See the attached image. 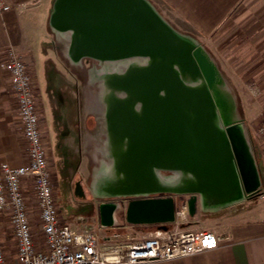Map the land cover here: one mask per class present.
<instances>
[{
    "label": "rangeland",
    "instance_id": "obj_1",
    "mask_svg": "<svg viewBox=\"0 0 264 264\" xmlns=\"http://www.w3.org/2000/svg\"><path fill=\"white\" fill-rule=\"evenodd\" d=\"M147 2L149 3L148 0ZM149 4L150 7L159 14L157 12V7L151 3ZM51 6L50 3L46 9L38 11L34 16V29L31 30L30 34H34L33 37L36 39L35 53L33 56L34 59L28 60L31 61L38 76L39 85L36 96L43 108L41 112L44 119L42 132L43 140L49 153L48 159L52 162L50 164H52V176L55 184V204L61 217L64 219H69L71 221L83 219L91 224L97 225L98 221L96 217L100 214L101 201L112 200L113 202H118L120 200V202L126 203V201L129 202V200L134 197L149 194L147 192L145 193L143 189L133 192L114 191L110 188L112 183L108 184L109 186H106L104 190H100L97 183V177L100 176L98 173L100 172L101 174L105 172L106 166L116 161L108 144V138L110 137L107 125L108 110L106 108L108 101L104 100L107 91L105 89L106 78L103 75L106 72L124 74L129 65V59L127 57L102 59L88 55L73 58L69 53L72 42L74 41L72 33L64 28L55 27L54 29L52 27V34L49 30ZM159 16L176 31L178 35L190 38L195 44L205 50L210 61L209 63L214 64L218 73L217 80L215 82H209L208 84V90L214 101V106L218 108V110H221L220 104H225L229 115V117H227L228 121L241 122L244 120L251 130L254 141L253 148H255L256 145L259 144L260 138L257 135V129L260 125L261 114L264 110V54L257 55L250 53V48L244 50L241 46V38H203L198 36L196 32L190 30V32H187L186 30L180 29L175 23L164 19L165 16L164 18L161 14H159ZM250 40L253 42L257 41L256 38H246L245 41L242 42L243 44L246 42L248 44ZM183 41L185 40L183 39ZM184 43L188 46L190 45L188 53L189 56H194L196 64L200 68L198 73L207 77L203 71L200 56L194 51L192 43H188L187 41ZM53 46L61 53V59L64 65H66L67 70L64 69L59 54ZM136 56H132L130 61L145 69L152 68L155 63L158 62L157 59L153 58L155 60L153 62L154 64L149 63V57ZM54 71H60L69 78L66 81L67 90L64 92H69V94L72 95L70 100L67 101L69 111L72 109L74 110L72 114L67 115L70 118L69 125H63L62 118L59 117V119H57L56 114L61 113L62 106L57 99L54 87H49L48 79V74L50 76L55 75ZM193 77L195 78V76ZM190 80H192V78ZM195 81H190L189 83L195 85L198 80L195 79ZM181 85L182 84L179 82L178 86ZM194 90V88H186V90L184 89L185 92L182 93H184V95L185 93L192 94L196 92ZM185 98L187 100L188 96L185 95ZM183 102H185V100ZM202 105L207 107L206 104L202 103ZM70 106H72L71 110ZM67 108L66 106V108L63 109L65 111L64 113H66ZM191 109L190 105L185 102L183 110V118L185 120L184 128L189 132L195 130V125L197 126L199 123H202V118L195 115ZM87 114L89 115L87 120H85ZM96 116L99 117L98 123L95 119ZM205 116L203 120H207L206 123L211 124L216 134L217 131L214 129L215 125L213 123V113L206 114ZM208 120H210V122ZM91 128L95 129V131L93 130L91 137H86L84 139V146L81 150L78 148V133L80 129L85 132V130L89 131ZM66 129H69L71 135H69L66 144H64L61 149V130L65 131ZM122 140L123 138L120 136L115 139V147L116 151H118V155H121L120 149ZM257 155L260 160L259 168L261 169V180L263 176L264 157L260 156L259 153ZM252 159L253 161L255 160L254 157H252ZM247 163H250L249 160ZM163 172L162 176L173 174L170 170L167 171L164 169ZM79 180L83 184L85 198H80L75 195L77 185L75 182ZM114 185H116V182ZM192 195H200L195 186L187 192L177 193L175 195L177 198L180 199V196H182V199H180L181 202H178L177 209H180L183 205L182 200H187ZM254 203H256L258 207L264 206V203L259 199L255 200ZM117 218L119 219L118 224L126 225L119 226L118 230L136 233L134 228L136 224L127 221L123 209L117 211ZM190 219L189 215L188 220ZM208 219L210 221L213 220L211 218ZM6 247L9 249L8 255H12L14 253V245L10 237L6 238Z\"/></svg>",
    "mask_w": 264,
    "mask_h": 264
},
{
    "label": "crops",
    "instance_id": "obj_2",
    "mask_svg": "<svg viewBox=\"0 0 264 264\" xmlns=\"http://www.w3.org/2000/svg\"><path fill=\"white\" fill-rule=\"evenodd\" d=\"M148 1L157 7V12L163 15V18L165 16L164 19L175 23L180 29L186 30L187 32H196L198 36L208 39L235 37L241 38L244 42L246 38H256V42L250 40L248 44L247 42L243 44L241 41V46L244 50L250 48V53L257 55L264 54V0ZM6 2L11 3L14 7L7 11L0 10V60L5 57L10 49L13 48L17 51L30 64L38 89V76L31 61L28 60L34 59L36 42V39L33 37L34 34L31 35L30 33L34 29L33 19L36 13L46 9L51 3L49 30L52 34L51 28L53 27L55 29V26L52 24L51 16L56 0H39L37 3L31 2V0H6ZM54 49L57 51L56 47ZM57 53L63 63L61 53L58 51ZM69 53L75 58L71 51ZM63 67L67 70L64 63ZM48 79L49 87H54L57 99L62 106L61 113L56 114L57 119L60 117L62 118L63 125H69L70 118L67 115L72 114L74 111L72 106H70V110H72L69 111V105L67 103L72 95L69 92L64 93L67 90L66 81L69 78L59 71L55 72V75L50 76L48 74ZM40 105L42 106L41 103ZM66 106L68 110L66 109V113H64L65 111L63 109ZM88 115L85 116V120H87ZM43 120L42 117V125ZM92 128L89 131L85 130V132L80 129L77 139L79 141L78 148L81 150L84 146V139L91 137L93 130L95 131L96 129L95 127V129ZM184 132V136L186 135L185 137L189 141V131L184 128ZM69 135H71L69 129L65 131L61 130V149L66 144ZM123 138L122 149L126 152V149H128V138L126 136ZM136 139L139 138L136 136ZM134 148H138L137 144L135 146V143L133 144V148L131 147V151ZM138 150L140 151L142 149L138 148ZM26 160L27 146L22 136V123L18 113L17 100L12 89L10 76L0 68V165L7 161L13 166H18ZM50 163L52 162L50 161ZM255 169L258 174V188L260 191L261 181H264V172L262 171L263 176L260 180V172L256 167ZM163 170L161 169L159 172L163 174ZM156 175L158 182H155L153 177L145 179H148L151 185L142 188L145 190V193H149L143 196H175L177 193L187 192L193 187L189 174L182 173L176 182L171 183H163V177H159L158 172ZM173 175H176V173L173 172L171 175L167 174L164 176L167 180L169 176L173 177ZM236 179L239 183V192L234 191L231 183L224 186L221 192H215L217 193L216 197L204 198L199 191L200 195L197 196L196 209L192 213L189 212L191 219L182 225L187 230H212L220 238L218 247L187 257L138 264H264V206L258 207L254 203L257 199L264 203V197L260 195V192L257 195H250L242 187L240 177L236 175ZM178 202H181L179 198H177V205ZM101 203H112L114 206L111 214L112 224L107 225L108 228L104 229L102 227L105 224L99 218L101 217L100 214L96 217L98 224H93L103 233L108 230L118 231L124 235L126 241L130 238L138 240L143 234L151 233L161 226L159 223L136 224L134 227L136 233L120 231L118 227L126 225L118 224L117 211L123 209L126 214L128 201L124 203L122 201L120 202V200L118 202L103 200ZM208 218L213 220L210 221ZM82 220L78 219L72 222Z\"/></svg>",
    "mask_w": 264,
    "mask_h": 264
},
{
    "label": "built area",
    "instance_id": "obj_3",
    "mask_svg": "<svg viewBox=\"0 0 264 264\" xmlns=\"http://www.w3.org/2000/svg\"><path fill=\"white\" fill-rule=\"evenodd\" d=\"M13 7L0 0L1 11ZM0 68L10 76L27 146L24 163L13 166L6 161L0 165V264H138L187 257L219 246L220 238L212 230L182 227L189 215L185 203L176 209L175 220L167 229L157 228L138 240L126 241L121 232L103 233L86 220L72 222L61 217L30 64L12 48L0 60ZM257 135L259 144L253 153L260 172L257 154L264 157V110ZM261 182L260 195L264 197ZM7 237L13 241L12 255H8Z\"/></svg>",
    "mask_w": 264,
    "mask_h": 264
},
{
    "label": "water",
    "instance_id": "obj_4",
    "mask_svg": "<svg viewBox=\"0 0 264 264\" xmlns=\"http://www.w3.org/2000/svg\"><path fill=\"white\" fill-rule=\"evenodd\" d=\"M148 5H140L134 0H56L51 21L57 28L70 27L79 34L76 44L82 56L108 59L148 55L160 58L159 64L156 62L152 72L146 76L151 80L152 93L155 94V84L175 79L170 64L173 59H178V53L182 51L180 45L185 47L187 53L189 49L183 37ZM141 80L140 76L136 83L141 85ZM171 99L170 103L174 105L169 111L172 114H167L168 111L164 109L157 112L152 98L147 117L153 119V123L149 133H146L145 143L151 146L150 150H132L136 160H144L143 176L153 165L171 167V164H175L192 169L205 183L219 178L224 187L230 184L235 171L246 192L259 194V179L253 161L248 153L238 151L234 131L227 129L234 159L228 156L229 150L222 146L210 123L206 129L200 126L189 132L187 141L183 134L185 120L181 104L184 100L180 94ZM248 160L250 163H247ZM76 184L75 195L85 198L82 185L80 182ZM182 202L192 213L196 209L197 196L192 195ZM113 207L112 203H102L100 206L101 220L105 225L112 224ZM176 209L177 198L174 195L134 197L128 202L126 219L132 224L159 223L160 228L167 229L169 223L175 220Z\"/></svg>",
    "mask_w": 264,
    "mask_h": 264
},
{
    "label": "flooded vegetation",
    "instance_id": "obj_5",
    "mask_svg": "<svg viewBox=\"0 0 264 264\" xmlns=\"http://www.w3.org/2000/svg\"><path fill=\"white\" fill-rule=\"evenodd\" d=\"M64 29H66L67 31H70L73 36L75 34L74 32H76L70 27H68V28L66 27ZM193 46H194L193 49L196 52L195 45H193ZM196 54H198V53L196 52ZM198 55L200 56V61L202 62V65H203V71L207 77H204L203 75L198 73L200 71V68H199V66H197L194 56H189L195 62L194 63L195 64L194 72L190 70L188 63L183 65V64H181V62H178V59L176 58V59H173L171 61V64H170V70H171V73L174 74L175 79L173 81L171 79H168V80H164L163 83L155 84V86H154L155 91H156L155 94L152 93L153 92V87H152L153 84L151 82H149L151 80L148 77H146L150 72H152V68L145 69L144 67H140V66L136 65L134 62L130 61L132 56H125L129 59L128 60L129 65L127 67L126 72L124 74H119L116 72H109V75L112 74L111 76L116 75L117 77L119 76V77H123V78L127 79V82H125V79L124 80L122 79L121 81H119V83H118L119 85L117 86L116 89L121 91V95H122V92H123V94L126 93L125 94L126 99L129 100V102H126L125 104L117 103L118 105L115 104L109 110L106 107L108 110V115H107V117H108L107 123L108 124L107 125H108V129H109V133L112 134V133H115V131H117L119 133L120 137L123 138L124 136L127 137V135H129L128 133H132V131L141 130L142 120L140 118L142 117V111L141 110L143 108L144 101H145V103L147 102V105H149V107H150L151 106L150 103L153 102L152 98H154V102H155L154 105L156 107V110H158L157 111L158 113H160L164 109L165 111H168L167 114L168 113L172 114V112L169 110H171V108H173L172 106L174 104L170 103V102L172 100L171 98L174 95L176 96L177 94H180L181 97L184 98L183 100H185V102H187V104L190 105V107L192 108L191 111L193 113H195V115L202 118V123H199L194 128L197 129L198 127L200 128V126H201L202 128L206 129L207 123L203 119H204V117H206L205 116L206 114H209L210 111L208 109V106L207 107L203 106L202 103L207 105L209 99H211L213 106H214V101H213L211 94L208 90V84H209V82H215L217 80V75L215 74L216 68H215L213 63L212 64L209 63L210 61H209V58L207 57V55L200 54V53ZM134 56H136V55H134ZM137 56L149 57L148 59H150V60L152 59L151 61L149 60V63H153L155 61L153 59V57L148 56V55H137ZM136 57H134V58H136ZM118 58H120V57H118ZM157 59H158L157 63L159 64L160 58H157ZM105 74L107 75L108 72H106ZM140 76L142 77V80H143V81L141 80L142 83H141L140 88H139L140 91L135 92V90H133V87L135 85H131V81L135 80V83H136V79ZM193 76H195V78ZM190 77L192 78V80H190L191 79ZM188 78H190V79H188ZM195 79L198 80L195 85L189 83L190 81L194 82ZM178 82H180V84L185 86L187 89H190V88L193 89L194 88L195 89L194 91H196V92L195 93L193 92L192 94L190 93L191 95L189 93H185L188 96V99L186 100L184 93H182V92H184V89L186 90V88L183 87L182 85L178 86V84H179ZM179 91H180V93H179ZM205 92H207V94ZM107 97L109 100L113 101L114 96H112L111 93H109L107 95ZM117 97H119V96H117ZM142 99H145V100H142ZM131 100H132V102H131ZM201 100H203V101H201ZM142 101H143V103H142ZM185 102L182 101V104H181L183 110H184V103ZM220 106H221V110H218V108H216L214 106V108H213L214 112H210V113L214 114L213 115V123L215 125L214 129L217 131L216 134L218 135L217 137L219 138L222 146H224L225 148H227L229 150L228 156L230 155V157L232 159H234L233 147L231 144V140L229 139V136L227 135V129L230 128L232 131H234L236 129V132H239V135L237 134L238 136H237V144H236L238 151L248 153L251 157H254V153H253L254 152V148H253L254 141L252 138L251 130L246 125L244 120L241 122L240 121L236 122V121H232V120L228 121L227 117H229V115H228V110H227L225 104L224 105L220 104ZM133 110H135V111H133ZM127 111H128V113H127ZM136 112H137V114H134ZM95 119L98 123L99 117L96 116ZM144 122H145L146 131H147V129L150 130L152 128L153 119H151L149 117H147V119H146V116H145ZM115 125H116V128H115ZM122 128H123V130H122ZM155 128H156V126H155ZM221 138L226 142V144L223 142V140ZM127 144H129V141ZM120 152H121L120 153L121 155H118V151H116V155L113 156L114 158H116V161H114L115 168L118 167V165H119L118 162H120L121 159L124 160L126 168H127V170H129V174L131 175V177H133L137 181V178H140V176H139V174H141L140 172L143 171L142 164H143L144 160L143 161L135 160V158L133 157L134 156L133 152L132 151L128 152V149L126 150V152H124L123 149L121 148ZM123 155H125V156H123ZM115 163H118V165L116 166ZM139 166H140V168H139ZM156 166L153 165V167L150 170L151 173L156 174L158 172L159 174H161ZM150 171H148V173L145 174L144 178H149L151 176ZM235 175H236V172H235ZM77 182H80V184L83 187V184L80 180L76 181L75 183H77Z\"/></svg>",
    "mask_w": 264,
    "mask_h": 264
},
{
    "label": "bare ground",
    "instance_id": "obj_6",
    "mask_svg": "<svg viewBox=\"0 0 264 264\" xmlns=\"http://www.w3.org/2000/svg\"><path fill=\"white\" fill-rule=\"evenodd\" d=\"M62 1H65V0H62ZM134 1H136L140 5H144V4L145 5H148V3L145 0H134ZM82 18H83V16H82ZM74 33H75L74 34V41H73V43L71 45L70 51H71V53H72L73 56L80 57L82 55L79 54V52H78L79 51L78 50L79 48L77 47V44H76V43L79 42V40H78L79 39V34L77 32H74ZM183 39L185 41H187L188 43H192V45H195V49H196V52L198 54L200 53V54H205L206 55L205 50L202 47L196 45L195 42L192 41L190 38L183 37ZM189 46L187 45V49H189ZM180 48L182 49V51H181V53H178V55H179L178 56V62H181V64H183V65H185L186 63H188L190 70L194 72V70H195L194 69L195 68V64H194L195 62H194V60L189 57V54L187 53V51H186V49H185L184 46H181L180 45ZM112 58H114V57H111V58H108V59H112ZM215 74L218 76L217 71H215ZM104 77L106 78V88L105 89L107 91V94L111 93L112 96H114L113 97V101H111V100L108 99L107 94H106V96L104 98L105 101H108V105H107L108 110L110 108H112L117 103H119V104H125L126 102H129V100L126 99V95H125L126 93L125 94L122 93V95H121V91L116 89L117 86L119 85L118 84L119 81H121L122 79L124 80L125 78L119 77V76L118 77L117 76L116 77L115 76L113 77V76H111V74L109 75V73L107 75H104ZM125 82H127V79H125ZM131 85H135L133 87V90H135V92H139L140 91V89H139L140 88V83H135V80H132L131 81ZM205 93L207 94V92H205ZM116 95L119 96V97H117ZM142 100H145V99H142ZM201 101H203V100H201ZM131 102H132V100H131ZM142 103H143V101H142ZM147 106L149 107V105H147V102L145 103V101H144L143 108L141 110L142 111V117L140 118L142 120V122H141L142 123L141 124L142 125L141 130H139L137 132L136 131H132V133H128L129 135H127L128 141H129V144H128V152L131 151V147L133 148L134 141L136 142L138 148L142 149V151L143 150L144 151L150 150L149 148L151 146L148 145V144H145L146 143V133L147 134L149 133L148 129H147V131L145 129L146 127H145V122H144L145 116H146V119H147V115H146L147 112H148V107ZM207 106H208V109H209L210 112H214L213 111L214 106H213V103H212L211 99H209V101L207 103ZM133 111H135V110H133ZM127 113H128V111H127ZM134 114H137V112L134 113ZM210 117H211V115H210ZM208 121L210 122V120H208ZM115 128H116V125H115ZM122 130H123V128H122ZM234 131H235L234 132L235 135H237V134L239 135V132H236V129ZM119 136H120L119 133L117 131H115V133H112V134L110 133V137L108 138V144H109V147H110V149H111V151H112V153H113L114 156L116 155L115 139H117ZM136 136L139 139H136ZM223 142L226 144V142L224 140H223ZM122 145H123V143H121V148H122ZM142 146H143V148H141ZM123 156H125V155H123ZM251 159H252V157H251ZM252 161H253V159H252ZM124 162L125 161L121 159L120 162H118L119 165H118V163H115L116 166L118 165V167H116V168H115L114 162H112V163L109 164V166H106L105 172H103L101 174H100V172L98 173V175H100V176L97 177V180H98L97 183H98V187H99L100 190H104L106 188V186H109L108 184H111V183L112 184L110 185V188L112 190H114V191H125V192L126 191H128V192L137 191L139 189L146 188V187H149L151 185V183L148 181V179L147 180H144V176H142L143 175L142 174V171H141V174H139L140 178H137V181L133 177H131V175L129 174V170H127L126 165H125ZM253 164H254V161H253ZM254 166H255V164H254ZM156 167L158 168V170L165 169V170H170V171L176 173V175H173V177L169 176V178L171 177L173 179H171V178L168 179L167 178V180H166L165 176H162V174H159L158 173L159 177L160 176L163 177V180H162L163 183L176 182L178 180V178L182 175V173L183 174H189V176L191 177L190 180L192 181V185L195 186L197 188V190L201 192V194H202V196L204 198H207V197H216L217 193H215V192H221L223 190V188H224L222 186V181L219 180V178H214L209 183H205L204 181H201L202 179H200L198 177V175L195 173V171H193L192 169H184L183 167H179L178 165H175V164H171V167H166V166L160 167L159 165H157ZM139 168H140V166H139ZM150 173H151V171H150ZM151 176L154 178L153 180L155 182L156 181L158 182V179H157L158 177H157L156 174H152L151 173ZM115 182H116V185H114ZM230 183H231V187L234 189V191L235 192L236 191L239 192V190H240L239 189V183H238V181L236 179L235 172L233 173V177H232ZM210 203H211V201H210Z\"/></svg>",
    "mask_w": 264,
    "mask_h": 264
}]
</instances>
